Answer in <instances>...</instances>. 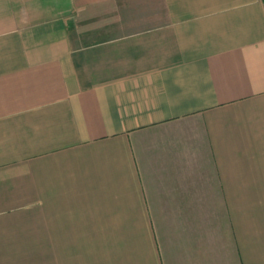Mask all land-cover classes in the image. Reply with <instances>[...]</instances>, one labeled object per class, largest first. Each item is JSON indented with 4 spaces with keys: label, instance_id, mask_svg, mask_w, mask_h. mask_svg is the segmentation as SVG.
Returning a JSON list of instances; mask_svg holds the SVG:
<instances>
[{
    "label": "crops",
    "instance_id": "1",
    "mask_svg": "<svg viewBox=\"0 0 264 264\" xmlns=\"http://www.w3.org/2000/svg\"><path fill=\"white\" fill-rule=\"evenodd\" d=\"M0 264H264V0H0Z\"/></svg>",
    "mask_w": 264,
    "mask_h": 264
}]
</instances>
